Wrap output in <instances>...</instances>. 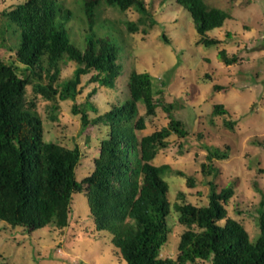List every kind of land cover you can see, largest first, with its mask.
<instances>
[{
  "label": "trees",
  "instance_id": "obj_1",
  "mask_svg": "<svg viewBox=\"0 0 264 264\" xmlns=\"http://www.w3.org/2000/svg\"><path fill=\"white\" fill-rule=\"evenodd\" d=\"M81 2L87 20L83 45L72 40L69 24L74 15L58 0H24L2 12L8 25L17 26L18 43L16 61L0 58V219L30 233L48 225L68 227L74 195L85 192L97 228L114 235L112 243L128 264H264V191L257 207L259 232L251 239L245 225L228 216L226 205L235 194V183L218 189L220 170L214 162L228 159L229 153L217 147H208V162L202 163V173L209 177L208 203L174 204L178 221L186 230L176 258L163 257L171 231L172 203L169 183L153 161L161 149L168 147L172 134L188 135L184 122L170 113L168 126L138 135L146 127L138 114V103L148 114H155L163 103L156 97L154 76L136 69L128 76V94L108 111L93 118L89 115L90 111H98L91 101L97 87L86 101L77 102L83 76L91 74L90 84L113 89L123 69V41L108 31L98 32L97 7L105 2L121 11L137 10L138 20L128 22L131 32L148 33L157 20L145 0ZM187 5L200 43L218 44L219 40L208 33L223 27L232 19L231 14L194 8L189 1ZM162 38L170 44L167 35ZM5 41L2 36L1 42ZM219 56L227 65L238 62V56H230L226 49L220 50ZM69 63H75L76 68L72 76L61 81ZM214 88L225 89L221 85ZM39 96L47 100L46 113L51 120L58 119L61 101L72 100L73 112L80 114L81 132L96 125L107 127L100 155L89 174L77 177L82 151L76 139L72 145L46 139ZM227 113L224 104L214 105V115ZM225 124L233 129L236 121L226 120ZM259 170L264 172V168ZM176 174L186 177L183 171ZM187 183L194 187V177L187 176ZM5 260L0 252V264H6Z\"/></svg>",
  "mask_w": 264,
  "mask_h": 264
},
{
  "label": "rangeland",
  "instance_id": "obj_2",
  "mask_svg": "<svg viewBox=\"0 0 264 264\" xmlns=\"http://www.w3.org/2000/svg\"><path fill=\"white\" fill-rule=\"evenodd\" d=\"M23 1L0 0V58L6 62L16 61L18 37L17 26L8 25L2 12ZM58 1L72 11L70 36L83 45L82 32L87 28V20L81 0ZM187 1L194 8L226 10L231 14L232 19L223 27L208 33L219 40L218 44L200 43L201 36ZM145 3L157 20L148 33L129 30L128 22L140 17L134 8L121 11L105 2L97 7L98 32L108 31L123 41V69L113 89L90 84L91 74L83 76V89L77 102L86 101L87 95L97 87L91 101L98 111H90L89 115L93 118L108 111L128 94V76L136 69L154 76L156 97L163 103L155 114H148L145 106L138 103V114L146 125L138 135H149L168 126L170 113L184 122L188 135L172 134L168 147L161 149L153 161L169 183L172 203L171 231L163 247V257L176 258L181 235L186 230L178 221L174 204L208 203L209 177L202 173V163L208 162V147L229 153L228 159L214 162L220 170L216 178L218 189L235 183V194L226 205L228 216L241 221L254 239L259 232L257 207L264 191V172L259 170L264 168V0H145ZM163 34L170 44H166ZM2 36L6 39L4 43ZM222 49L230 56L237 55L238 62L227 65L219 56ZM75 68V63H69L60 80L72 76ZM216 85L225 89L216 90ZM37 101L46 139L65 145L75 144L73 139H76L82 151L77 177L89 174L100 155L107 127L96 125L81 132L80 114L73 112L72 100L61 101L56 120H51L46 113L47 100L39 96ZM218 103L225 105L227 114H213ZM226 120L236 121L233 129L225 124ZM176 171H183L186 177L177 175ZM187 176L194 177V187L188 186ZM113 236L109 230L97 228L85 192L74 195L68 227L48 225L30 233L0 219V252L6 264H128L112 243Z\"/></svg>",
  "mask_w": 264,
  "mask_h": 264
}]
</instances>
